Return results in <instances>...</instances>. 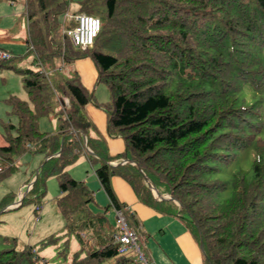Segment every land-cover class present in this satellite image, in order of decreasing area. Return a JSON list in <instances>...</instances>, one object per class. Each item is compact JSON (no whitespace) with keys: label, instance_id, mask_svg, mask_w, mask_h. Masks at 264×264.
I'll return each instance as SVG.
<instances>
[{"label":"trees","instance_id":"obj_1","mask_svg":"<svg viewBox=\"0 0 264 264\" xmlns=\"http://www.w3.org/2000/svg\"><path fill=\"white\" fill-rule=\"evenodd\" d=\"M90 1L71 16L92 15ZM101 2L99 35L82 48L66 35L74 21H58L69 10L68 0H24L27 53L39 64L58 62L60 69L92 61L110 94L101 106L107 133L125 146L115 159L136 163L176 204L158 202L133 165H108L105 140L90 135L93 124L85 111L94 96L78 77L51 87L39 70L21 71L27 102L7 99L18 122L1 135L0 180L14 172L22 154L45 160L20 207L39 208L47 180L56 178L65 234L85 251L81 259L75 253L71 264H135L113 245L118 228L106 213L124 205L113 177L125 181L142 205L179 219L202 242L203 264H264V0ZM16 59L0 62V68H11L5 64ZM54 96L60 102L58 129L44 133L38 122L53 112ZM82 154L97 164L94 175L108 198L98 213L88 210L92 191L66 171ZM15 203L7 195L0 210ZM125 215L138 232L133 213ZM33 257L32 247L21 253L0 249V264H34Z\"/></svg>","mask_w":264,"mask_h":264},{"label":"rangeland","instance_id":"obj_2","mask_svg":"<svg viewBox=\"0 0 264 264\" xmlns=\"http://www.w3.org/2000/svg\"><path fill=\"white\" fill-rule=\"evenodd\" d=\"M68 1L69 10L67 14L58 16V21L61 25L64 24V21L68 19L71 14L78 11L83 0ZM90 2L94 10L93 13H91L92 16L101 19L103 15L102 11H104L101 0H91ZM9 4L10 0H0V11L6 9L5 11L9 13L11 10L10 8L13 7ZM13 4L16 9H19L20 5L21 8L22 6L24 7L23 0L22 2L21 0H13ZM2 22L7 24L9 23V19L4 18ZM26 26L27 23H25V28ZM24 30L25 29L20 31V35L24 33ZM19 55L23 56L21 60L5 64L10 65L11 68H0V135L6 133L8 124L16 126L18 122L17 116L12 112L10 105L7 103V99L13 96L22 101H28L27 92L22 83L23 75L21 71L23 69L38 71L40 69L36 63L35 55L33 53H27L26 47L23 53ZM0 62L3 61L0 60ZM71 66L73 65L65 66L63 70L67 71ZM97 87H99L98 90ZM95 88L97 90L93 95L95 104H98L97 106L99 107L104 106V104L108 103L110 100L109 90L103 83L97 84ZM57 100L54 99L55 104H57ZM66 102L65 100V103ZM41 120H46L44 122H47V124L43 126V121ZM48 120L52 121V123ZM40 121L42 124L40 126L41 132L50 133L48 131H50L51 125L55 127L56 119L41 118ZM40 160V155H31L29 153L22 154L15 158L14 165L16 169L14 172L8 177L0 180V203L7 195L14 196L16 203L21 200L19 198L20 184H27L31 174L38 170ZM95 167H97V164L91 166L88 157L82 154L81 158L71 165V167L67 168L66 171L72 178L81 181L82 178L87 177L86 174L95 178L93 173ZM46 186L47 190L41 199L40 205L38 206L39 208L34 204H25L21 207L19 205L4 212H2L3 209L0 210V249H14L16 253H21L27 247H32L34 264H71L75 253H79L78 258L81 259L85 256V251H81V246L74 235L69 236L65 234V219L56 204L60 196L56 178H49ZM90 189L94 192L95 198L88 204V209L93 213H98L102 211L104 206L106 207L107 203L103 192L97 193L99 191L97 187ZM25 192L26 188L23 194ZM106 216L110 222L115 223L114 213L111 210L107 212ZM157 218V220H153V226H149L151 228L153 227L155 230L160 227L167 228L164 224H170L171 220H174L173 222H176V224L180 223L179 219L167 217L166 215L161 217L157 216ZM158 225H160V227ZM50 238L56 240L49 242ZM65 241H67L66 244ZM142 252L145 254L143 248ZM130 256L133 257V260L137 259V256L134 254H130ZM145 256L148 258L146 254ZM149 261L151 262V260ZM104 264H110V261Z\"/></svg>","mask_w":264,"mask_h":264},{"label":"crops","instance_id":"obj_3","mask_svg":"<svg viewBox=\"0 0 264 264\" xmlns=\"http://www.w3.org/2000/svg\"><path fill=\"white\" fill-rule=\"evenodd\" d=\"M23 4H24V0H23ZM9 5L13 6L10 8L11 10L9 11V13L5 11L6 9L0 11V50L8 52L11 55V58H17L16 61H19L23 57L22 55L19 54L23 53L25 47L27 51V39H28L27 26L25 28V23H27V18L25 14V7L22 6L21 8L20 5V8L16 9V7H14L15 5L13 4V0H10ZM4 18L9 19V23L7 24L3 23L2 21ZM23 29H25L24 33L20 35V31ZM37 65L40 68L39 71H42L44 69L46 70V72L49 73L48 81L50 82L51 87H53L52 85H57L58 83H62L65 80H71L75 77H78L84 88L92 95H94V92L95 91L97 92L99 88L97 87V90L95 88V86L100 83L97 80V75H98L97 70L90 59H82L75 61L72 64L73 66H71L67 71L63 70L64 67L60 69L58 62H54V64L53 62H47L44 64L37 63ZM54 99L57 100L58 98H55V96L52 97L51 105L53 107V112L50 115L42 118V119H46V118L56 119L55 127H52L51 125V129L50 131H48L50 133H55L57 131L58 123H59L57 116H55V113L60 108V102L57 100V104H55ZM85 111L93 124V127L90 131V135L92 137H99L105 140L108 155L112 160L111 162L108 163V165L118 166L120 164H123L125 161H121L115 158L119 154L123 153L125 148L124 142L118 136L110 137L108 135L107 119L103 108L97 107V105L93 103H89L85 107ZM41 121H43L42 122L43 126L47 124V122H44L46 120H41ZM41 121L38 122L39 130H40V126L42 125ZM48 121L52 123V121L50 120ZM3 145H4V141L0 135V146ZM79 158H81V155L79 156ZM42 162L43 159L41 157L39 164L41 165ZM86 175L87 177L82 178L81 181L87 186V188L90 191H92L90 188L97 187L99 190L97 193L103 192L96 177L93 178V176L91 175L90 176H88V174ZM33 180L34 178L27 184L26 183L20 184L19 187L20 199H22V197L25 194V193L23 194L24 189L26 188L27 190L28 185ZM111 185L118 202L120 204H124L125 206H127L128 210L131 213H133L135 219L139 222L140 230L138 231V234L141 239L140 240L141 249L143 248L145 254L147 255L148 259L151 260L152 264H203V254L200 246L197 244V242L194 240L189 230L185 227V225L181 221L179 224L173 222L174 220L173 221L171 220L170 224L163 223L164 226H167V228L160 227V225H158L160 228L155 230L153 229V227L152 228L149 227L150 225L153 226L152 225L153 220H157L158 219L157 216L161 217L164 215L139 203L130 186L122 179L118 177H113L111 180ZM92 193L94 199L95 194L93 191ZM103 194L106 203H108L107 196L105 195L104 192ZM165 203H170V202H165ZM110 210L113 212L112 209ZM166 216L171 217L168 215ZM114 219H115V214H114Z\"/></svg>","mask_w":264,"mask_h":264},{"label":"built area","instance_id":"obj_4","mask_svg":"<svg viewBox=\"0 0 264 264\" xmlns=\"http://www.w3.org/2000/svg\"><path fill=\"white\" fill-rule=\"evenodd\" d=\"M68 19L74 21L73 28L66 31L67 37L71 40L74 46L77 47H90L95 42L101 29V21L98 17L78 14L70 16ZM11 55L8 52L0 50V60L8 61ZM41 73L48 77L49 73L42 70ZM128 207L123 205L119 208H114L115 223L118 231L113 235V245L119 255L134 254L137 259L132 260L135 264H152L141 249V239L136 230L129 227L128 219L125 211ZM133 259V257H132Z\"/></svg>","mask_w":264,"mask_h":264},{"label":"water","instance_id":"obj_5","mask_svg":"<svg viewBox=\"0 0 264 264\" xmlns=\"http://www.w3.org/2000/svg\"><path fill=\"white\" fill-rule=\"evenodd\" d=\"M84 145H85V152H86L87 154H89V155H93L92 152L87 148V146H86V141H84ZM44 162H45V160H44V161L42 162V164L39 166V168H38V170H37V174H38V171H39V169L42 167V165H43ZM123 164H130V165H133L134 167H136V169H137L138 171H140L139 166H138L136 163H133V162H131V161H129V160H126ZM140 173H141L142 176H143L144 182L149 186V189H150V191H151L153 197H154L157 201H159V202H173V203H175V201H174L171 197H169V196H167V195H164V194H161V193H160V192L154 187V185L150 183V181L147 179V177H146L141 171H140ZM37 174H36V176L34 177V180L30 183V187L26 190V192H25L24 196L22 197V199H21L19 202H17V204L14 205L13 207L9 206L8 208L3 209L2 212L6 211V210H9V209H12V208H15V207H17V206H19V205L21 204L22 200L26 197V195L28 194L29 190L31 189L32 184L34 183V181H35V179H36V177H37ZM200 248H201V250L203 251L202 242H200Z\"/></svg>","mask_w":264,"mask_h":264},{"label":"clouds","instance_id":"obj_6","mask_svg":"<svg viewBox=\"0 0 264 264\" xmlns=\"http://www.w3.org/2000/svg\"><path fill=\"white\" fill-rule=\"evenodd\" d=\"M48 78V77H47Z\"/></svg>","mask_w":264,"mask_h":264}]
</instances>
